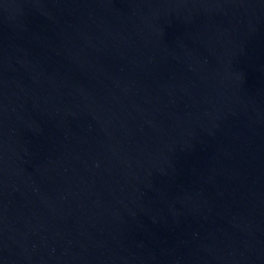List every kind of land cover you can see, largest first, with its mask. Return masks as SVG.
I'll return each instance as SVG.
<instances>
[{"label": "water", "instance_id": "obj_1", "mask_svg": "<svg viewBox=\"0 0 264 264\" xmlns=\"http://www.w3.org/2000/svg\"><path fill=\"white\" fill-rule=\"evenodd\" d=\"M0 264H264V0H0Z\"/></svg>", "mask_w": 264, "mask_h": 264}]
</instances>
